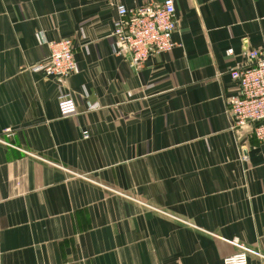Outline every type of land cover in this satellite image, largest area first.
Masks as SVG:
<instances>
[{
    "label": "crops",
    "instance_id": "crops-1",
    "mask_svg": "<svg viewBox=\"0 0 264 264\" xmlns=\"http://www.w3.org/2000/svg\"><path fill=\"white\" fill-rule=\"evenodd\" d=\"M144 1L0 0V264H222L233 239L264 264V143L227 116L264 0H173L177 46L133 67L112 22ZM65 37L76 70L32 71Z\"/></svg>",
    "mask_w": 264,
    "mask_h": 264
},
{
    "label": "built area",
    "instance_id": "built-area-1",
    "mask_svg": "<svg viewBox=\"0 0 264 264\" xmlns=\"http://www.w3.org/2000/svg\"><path fill=\"white\" fill-rule=\"evenodd\" d=\"M117 17L113 20L111 49L117 55L126 57L131 66L139 67L146 59L162 51H169L177 46L172 38L178 22L173 0H145L143 4L125 7L117 4ZM48 54L41 61L34 63L32 71H42L59 80L76 70L72 55L70 38L49 40ZM232 55V49H226ZM247 62L234 65L229 70L231 79L237 85V93L228 98L227 116L233 129L249 128L251 135L264 143V49L261 47L246 50ZM56 105L60 116L67 117L77 112V105L70 90L58 93ZM89 105V104H88ZM95 106V105H94ZM93 105H89V108ZM231 243L238 250L223 257L222 264H248L249 248Z\"/></svg>",
    "mask_w": 264,
    "mask_h": 264
}]
</instances>
